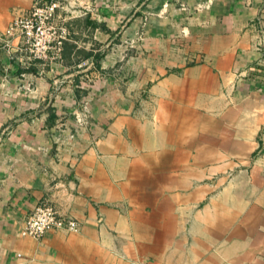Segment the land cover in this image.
Returning a JSON list of instances; mask_svg holds the SVG:
<instances>
[{"label":"crops","instance_id":"obj_1","mask_svg":"<svg viewBox=\"0 0 264 264\" xmlns=\"http://www.w3.org/2000/svg\"><path fill=\"white\" fill-rule=\"evenodd\" d=\"M34 1L0 0V264H264V0H68L45 64L4 46ZM39 202L78 231L25 235Z\"/></svg>","mask_w":264,"mask_h":264},{"label":"built area","instance_id":"obj_2","mask_svg":"<svg viewBox=\"0 0 264 264\" xmlns=\"http://www.w3.org/2000/svg\"><path fill=\"white\" fill-rule=\"evenodd\" d=\"M68 0H35L29 9L15 18L6 29L4 46H9L10 37L19 38L20 50L29 61L50 63L60 59L64 43L69 38V29L60 17L59 10ZM76 219L64 217L47 202L33 206L23 224V233L40 238L53 230L77 232Z\"/></svg>","mask_w":264,"mask_h":264},{"label":"rangeland","instance_id":"obj_3","mask_svg":"<svg viewBox=\"0 0 264 264\" xmlns=\"http://www.w3.org/2000/svg\"><path fill=\"white\" fill-rule=\"evenodd\" d=\"M112 250H113V249H110V248H109V252H111ZM124 258L127 259L126 256H124Z\"/></svg>","mask_w":264,"mask_h":264}]
</instances>
